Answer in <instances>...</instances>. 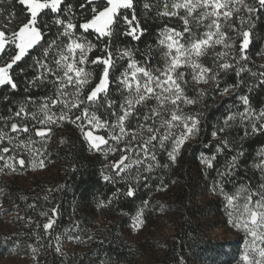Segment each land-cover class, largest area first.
<instances>
[{"label": "snow or ice", "instance_id": "obj_1", "mask_svg": "<svg viewBox=\"0 0 264 264\" xmlns=\"http://www.w3.org/2000/svg\"><path fill=\"white\" fill-rule=\"evenodd\" d=\"M19 3L26 6V20L15 30L0 26V86L7 85L16 90L15 70L23 71L19 69V63L30 58L33 65L43 71L28 84L35 88L47 83L53 92L40 98L38 104L33 98H26L25 103L8 118L12 122L9 124L5 120L4 127H8L10 132L0 128V161H3L0 173L5 168L16 172L17 163L20 167L25 166L23 156L5 155L20 149L31 156L33 168L44 167V159L39 158L43 153L33 147L37 141L32 135L20 139V134L34 133L40 137L46 152L53 126L71 123L81 132L90 148L104 155L105 159L109 154L119 153L115 161L106 165L112 174L102 173L108 182H115L117 177L125 179L133 169L137 170L134 179L139 182L142 178L139 169L148 158L155 163H148L145 171L169 167L170 164H160L158 151L166 153L170 163L176 162L185 144L198 136L202 128L201 113L185 112L184 106L199 103L205 96V90L200 89L195 97H190L187 86L211 81L221 96L235 91L239 87L237 84H226L221 89V76L233 71L240 76L242 72L249 71L244 67L250 59L247 49L257 14L264 11V0H158L163 10L157 8L156 16L169 20L175 18L179 27L168 24L162 27L156 45L159 62L152 64V46L142 54L143 60L136 59L135 52L139 49L113 47V37L121 24L124 25L123 34L133 40L138 41L145 34L146 30L136 15V0H85L80 8L87 10L91 5V16L88 19L81 16L79 24L76 23L73 6L65 4V0H19ZM62 4V14L67 19L56 16L54 23L59 26L56 37L46 44L41 43L44 40L43 29L47 27L44 17L50 13H61ZM153 7L148 2L143 4L146 11ZM14 18L15 13H10V20ZM89 35H95L97 41H102L98 49L101 54L94 58L89 54L97 50V44L88 39ZM37 46L41 55L33 57L31 50ZM209 57L212 66L204 63ZM125 60L126 65L118 76L115 75L120 62ZM95 67L101 68L99 75L95 74ZM260 76L264 77V73ZM114 93H119V102L113 98ZM240 99L246 106L244 110L229 115L223 122L224 127L213 132V136L218 137V132L230 128V122L236 121L237 117L241 123L249 122L252 133L264 132V109L257 111L252 108L247 96ZM29 103L35 104L37 111H29ZM25 120L33 123H25ZM98 129H103L104 134H95ZM5 140L11 148L4 146ZM60 143L66 141L61 139ZM219 143L222 147L218 151L228 146L227 139ZM258 156L262 159L254 167L264 172V149ZM213 160L214 156L202 158L209 168L213 166ZM236 163L237 156H233L226 171L219 175H230ZM218 190L226 200L229 223L246 235L241 264H264V183L258 189L241 185L233 194L218 183ZM126 195H134L131 185ZM50 211L52 216H48V212L40 213L48 216L43 228L49 235L48 230L56 223L57 209ZM142 215L143 208L134 217V228L143 224ZM56 239L55 250L61 252L59 236ZM32 250L37 251L36 248Z\"/></svg>", "mask_w": 264, "mask_h": 264}, {"label": "trees", "instance_id": "obj_2", "mask_svg": "<svg viewBox=\"0 0 264 264\" xmlns=\"http://www.w3.org/2000/svg\"><path fill=\"white\" fill-rule=\"evenodd\" d=\"M145 2L154 7L146 11L143 8ZM83 3L85 0H65V4L73 6L77 24L82 22L81 16L83 19L91 16V5H88L87 10L81 9L80 5ZM135 6L140 25L146 30L145 34L140 40H133L123 34L124 25L121 24L113 37V47L139 49L135 52L136 59L143 60L142 54L152 46L151 63L158 64L159 52L156 49L158 33L165 24L179 27V23L175 18L169 20L156 16L157 8L163 10L158 0H136ZM61 9V13H50L44 17L47 27L43 29L44 40L41 43L46 44L56 37L59 27L54 23L56 16L60 15L61 18L67 19L62 14L64 4L61 5ZM10 13H15L14 19L10 20ZM128 15L131 19V12ZM27 16L26 6L21 5L19 0H0V26L15 30ZM257 16L251 43L247 49L250 59L246 63L242 62L249 71L242 72L240 76H236L234 71L221 76V89L226 84H237L239 87L229 95L221 96L220 90L215 89L211 81L208 84L190 83L187 86V95L190 97H195L200 89L205 90L204 98L196 105H190L193 113H201L202 128L199 141L192 147L187 146L178 163H170L166 153L158 151L157 159L160 164H170L169 167L154 168L151 172L145 171L148 163H155L146 159L143 167L139 169L142 177L139 182L134 179L137 174L136 169H133L125 179L117 177L115 182L105 181L102 173L109 175L112 173L106 168L108 164L102 159V155L91 154L86 144L80 141L81 136L75 127L65 123L50 134L51 139L47 143L45 152L48 161L62 165L50 196L37 190H24L16 183L14 177L2 173L0 186L5 195L7 212L17 213L21 217L18 220L20 226L10 236L11 245L26 244L20 247L29 251L28 244L33 243L37 249L34 254L42 264H111L112 262L130 264L141 255L139 248L130 243L123 234L129 230L130 220L143 208L144 220L153 223L158 221L156 218L159 212L167 208L176 216V225L174 234L165 247L164 256L160 258L158 264H189L191 253L208 259L212 264H220L221 259H226L227 262L236 259L239 246L235 242H214L201 232L198 220L205 211L199 207L196 199L198 177L201 176L198 158L202 152L215 157L212 161L213 166L206 171L208 180L210 183L215 182L216 185L223 184L229 194H233L241 185L257 189L261 184V171L256 169L254 164L258 151L264 146V132L252 133L249 122L241 123L237 117L236 121L230 122L232 125L230 128L218 132L223 136L222 140H228V146L222 151H218L222 147L219 141L222 140L214 139L212 135L213 132L224 127L223 122L229 115L244 110L246 106L243 105L241 96H247L251 107L257 111L264 109V83H261L264 77L260 76V73H264V11ZM230 35L234 34L230 33ZM88 38L97 44V50L89 54L90 58H94L101 54L98 49L102 41H97L95 35H89ZM31 55L39 57L40 48L37 46L31 50ZM126 63V60L120 62L115 75L120 74ZM204 63L212 66L211 58H205ZM30 65H33L32 59L26 58L24 62L19 63V69L23 71L14 66L16 90H12L7 85L0 86V118H3L0 119V128L9 132L10 129L4 127L5 120L9 124L12 122L8 118L25 103L26 98L31 97L35 104H38L40 98L53 92L52 86L47 83L35 88L28 84L29 80L41 72L39 66L30 67ZM100 71L101 68H94L96 75H99ZM113 98L119 102V93H114ZM35 104L29 103L28 110L32 111ZM103 115L107 114L103 113ZM24 122L33 123L29 120ZM61 139L66 143H60ZM4 146L11 148L5 141ZM241 152L242 155L239 154ZM14 153L15 150L6 155ZM17 156H23L27 162L26 155L18 153ZM118 156L119 153H115L112 160L115 161ZM233 156H237L235 168L231 170L230 175L221 177L219 174L226 171V166ZM129 185L134 189V195L131 197L126 195ZM166 189L167 192L162 193ZM53 208L57 209L55 219L58 232L52 233L48 230L51 233L49 235L46 234L43 225L48 221V216L53 215L50 211ZM41 212H48V216H41ZM97 217H103L102 224L94 225ZM68 229L71 230L72 236L81 234L83 239L90 236L92 240L89 238L82 245L57 252L55 237L69 231ZM8 246L9 243L0 241V251Z\"/></svg>", "mask_w": 264, "mask_h": 264}, {"label": "rangeland", "instance_id": "obj_3", "mask_svg": "<svg viewBox=\"0 0 264 264\" xmlns=\"http://www.w3.org/2000/svg\"><path fill=\"white\" fill-rule=\"evenodd\" d=\"M40 70L43 71L42 69ZM32 111L33 112L37 111L36 106L32 108ZM184 111L193 113L190 105L184 106ZM69 125L72 126L73 124L69 123ZM73 127H75L77 133L79 134V136H81L80 141H83L86 144V147L90 150L91 154L94 153L101 154L99 152L92 150L89 144L84 140L81 132L77 129V127L75 125H73ZM58 128L59 127L53 126V131H55V129ZM3 130L5 132H9L6 129ZM10 134L13 136L17 135V134L14 135L12 133ZM95 134H104V130L98 129L96 130ZM28 135H32L33 140L37 141V143L33 147L35 149H40V151L43 153V155L40 156L39 158L44 159L45 166L42 168L39 166L33 168L30 163L31 156L25 153L23 149H20L19 151H15L13 155L17 156L18 153L21 155L22 154L26 155L27 162L25 163V166L20 167L17 163L16 172H10L9 169L5 168L3 173L8 174L11 177H14L16 183L24 190H37L38 192H44L46 195L50 196L51 195L50 191H52L54 187L53 185L57 181V175L58 172L61 170L60 168L62 167V165L60 163L54 161L50 162L47 160V157L45 156L43 144L40 142V137L35 136L34 134H26V135L20 134V139H27ZM214 139L222 140L223 136L218 134V137L214 136ZM198 141H199V135L194 137L189 143L185 144L184 148L181 151V154L178 156L176 160V163H178L180 157L183 155V152L187 148V146L192 147ZM5 142L7 141L5 140ZM262 149H264V146L258 151V153ZM258 153L256 156L257 158L255 159V164L259 163L260 160L262 159L260 156H258ZM114 154H109L107 159H105L104 155L102 154L101 155L103 157L102 159L106 161V164H109L110 161H113L112 157ZM204 157L210 158L213 156H209L204 152H202L201 154H199V158H198V164L201 169V176L198 177L199 187H198V195L196 199L199 207H201L202 210L205 211V213H202L200 215L198 220V222L201 225V232L207 238L211 239L214 242H220V243L230 242V241L235 242L239 246L238 256L236 257V259H234L231 262H227L226 259L225 260L221 259L220 264H241L240 257L245 248L246 235L243 231L237 230L232 226L231 223H229V216L227 215L228 210L226 209V200L224 196L219 193L218 185H216L215 182L213 183L209 182L206 174L207 168L209 167L202 162V158ZM2 164L3 161H0V165ZM1 174L2 173H0V175ZM260 182L264 183V172L262 171H261ZM166 192L167 189L164 190L162 193H166ZM4 197L5 195L0 186V241L4 242L5 244L9 243L8 247H5L4 250L0 251V264H42L39 260H37L36 255L34 254L35 252H33L32 250L33 248H35L33 243L28 244L30 245L29 248L31 252L30 250L27 251L25 248L21 249L20 246L23 247L26 244L11 245L10 236H12L13 233L16 232V229H18V227L20 226L18 224V220L21 217L17 213L7 212V208L4 203V199H5ZM134 217H132V219L130 220L129 230H127L123 234L127 237V240H129L130 243L134 244V246L139 248L141 255L136 261L130 264H154V263L158 264L160 258L164 256L165 247L169 242V238L174 234L175 225H176V216L170 210L164 208L159 212L156 218L158 221H154L153 223H148L144 220L142 215L141 220L143 221V224L142 225L138 224L137 227L135 228L133 227V224L136 223ZM94 221H95L94 225H100L103 222V217H97ZM68 230L69 231H66L63 234L58 235L60 238L59 246L63 250L72 249L76 246L82 245V243L87 242L89 238L92 240V237L90 236L86 239H83L81 237V234H76L77 236L75 235L72 236L70 233L71 230L70 229ZM50 231L52 233L58 232L57 223L53 225V228L51 230L49 229V232ZM56 237H55V242L57 246ZM76 237H78V239H76ZM189 257L191 259V261H188L189 264H212L208 259L200 258L199 256H196L194 254L192 255V253ZM111 264H125V263L112 262Z\"/></svg>", "mask_w": 264, "mask_h": 264}]
</instances>
